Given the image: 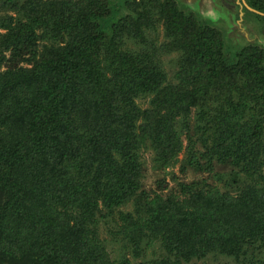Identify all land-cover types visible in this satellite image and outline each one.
I'll list each match as a JSON object with an SVG mask.
<instances>
[{
  "label": "trees",
  "instance_id": "obj_1",
  "mask_svg": "<svg viewBox=\"0 0 264 264\" xmlns=\"http://www.w3.org/2000/svg\"><path fill=\"white\" fill-rule=\"evenodd\" d=\"M149 2L0 0V10L15 14L0 19V264H111L97 228L135 200L138 211L119 216L138 251L159 248L179 262L213 255L264 264V179L223 196L183 185L187 206L176 195L162 204L139 192L147 147L158 163L172 162L185 130L190 168L248 162L246 174L264 175L262 52L251 47L226 58L215 28L173 1ZM123 7L137 17H122ZM122 41L145 54L123 53ZM159 48L176 54L180 87H162ZM242 77L262 88L255 112L252 101L248 107L217 91L227 84L234 98ZM219 96L232 103L230 115L191 126V110ZM142 97L150 99L145 109Z\"/></svg>",
  "mask_w": 264,
  "mask_h": 264
},
{
  "label": "rangeland",
  "instance_id": "obj_2",
  "mask_svg": "<svg viewBox=\"0 0 264 264\" xmlns=\"http://www.w3.org/2000/svg\"><path fill=\"white\" fill-rule=\"evenodd\" d=\"M112 3H116L118 0H111ZM130 2H134V0H129ZM141 1V0H137ZM154 6H164L166 5L168 0H149ZM173 1L178 7L179 11L184 12L185 14L193 15L195 19L201 23L214 27L218 32L222 35V44H223V56L226 58H237L236 55L240 56L244 51L252 48H257L262 52L263 62H264V27L261 26V23L252 19L250 21V16L247 17V21H242L241 19V9L238 10V3L235 6H227L219 1H215L214 4L205 2V0H170ZM149 4V5H151ZM151 5V6H152ZM238 12L240 16L238 17ZM246 13V12H245ZM14 16L10 10H0V19H5L7 17ZM122 17H130L135 16L132 11L129 9H122L120 13ZM159 34L156 39L157 46L165 43V34L164 29L159 27ZM4 32V31H1ZM149 37L154 38V32H149L147 34ZM139 46V47H138ZM122 48V52L125 54H130L131 56L142 58L143 52L142 45H136L131 42H123L120 44ZM132 49V50H131ZM158 54L155 63L161 66L163 73L166 75V81H164L162 87L165 88H176L178 85L180 87L181 81L178 80L176 74L179 70V64L175 60L176 54L166 53L164 49L158 50ZM239 61V58H238ZM259 83V80L248 79L246 77H242L239 81L240 89L236 94H234V98L230 95L229 88H224L225 86H219L217 88L218 93H224L226 91L227 97L229 101L231 99H235L240 97L245 102V105L248 106L247 102L251 104L252 101V111L255 112L256 108V100L258 98H262V88H259L257 91L254 86ZM161 87V88H162ZM258 89V88H257ZM225 97L218 98V101H212L209 98H203V103L199 107H195L191 110L190 117L191 122L190 125L194 126L195 124L206 125L207 121H212L213 118H216L218 112H225L226 116H229L233 110L232 103L223 102ZM225 100V99H224ZM240 100V99H239ZM238 102V101H237ZM150 103V99H145L142 97L138 100V104L142 108H147ZM251 106V105H250ZM249 107V106H248ZM221 109L227 110L222 111ZM259 111V110H258ZM203 113L204 115H199ZM182 132L180 142L182 148L180 152L176 154L175 159L172 162H161L158 163L156 161V152L157 150H153L150 146L147 147V151L144 152L141 163L142 166L139 170L141 171V188L139 192H144L148 194L151 199L160 198L163 200V203L176 195V200L181 199L186 203L189 202L187 197V192L183 190V185H196L198 187L204 186V191L209 189H215L218 191L219 195H235L237 194L241 188L249 187L250 185H255L259 179H264L263 176L259 175H248L245 172L244 165L248 162H244L239 167L235 168L231 164H223L217 162L212 166L213 171H208L206 168L195 169L190 168L185 162L186 158V147H187V138L189 134L186 132ZM190 137L195 140L196 148H199L203 152H206V148L204 147V141L200 140L201 135L199 133L193 132L190 134ZM200 151V152H201ZM165 153V152H164ZM204 153V152H203ZM203 163V162H202ZM250 164V163H249ZM215 167V168H214ZM251 169V168H249ZM264 172V168H263ZM264 185V182L261 186ZM178 198V199H177ZM149 207L154 206L152 204H148ZM147 205V206H148ZM160 210V204H155ZM159 205V206H158ZM138 211L137 201H131L126 206L122 207L119 212L115 214L114 218H108L105 222L102 221L99 227L97 228V242H100L103 246V250L106 253L107 259L111 264H234L233 260L227 257L221 256H213L209 255L206 260L195 259L190 262L186 261H175V255L167 256L165 250H160L156 248L155 250L152 248H146L143 246L139 251L135 249L133 245V241L127 235V230L125 225V221L120 218L119 213L124 214H134ZM130 243V244H129ZM108 261V262H109Z\"/></svg>",
  "mask_w": 264,
  "mask_h": 264
},
{
  "label": "water",
  "instance_id": "obj_3",
  "mask_svg": "<svg viewBox=\"0 0 264 264\" xmlns=\"http://www.w3.org/2000/svg\"><path fill=\"white\" fill-rule=\"evenodd\" d=\"M229 2V1H231V0H226V1H224L223 2V4L225 5V7H227L228 6V4L226 3V2ZM232 2H234V4L233 5H229V6H235L237 3V7H238V10L239 9H241L242 11H241V19H242V21H247V20H249L252 16H250V18L249 19H247V17H249V15H253V16H255L256 14H260L261 16H264V12H258V11H256L255 9H253L252 7H251V4H250V2H249V0H232ZM242 6V7H241ZM123 9H125L124 7H123ZM246 12V13H245ZM254 13H256V14H254ZM238 17L240 16V14H239V12H238ZM262 26V25H261ZM264 27V26H263ZM214 28V27H213Z\"/></svg>",
  "mask_w": 264,
  "mask_h": 264
},
{
  "label": "flooded vegetation",
  "instance_id": "obj_4",
  "mask_svg": "<svg viewBox=\"0 0 264 264\" xmlns=\"http://www.w3.org/2000/svg\"><path fill=\"white\" fill-rule=\"evenodd\" d=\"M215 1H219L220 3H223L224 1L226 0H205V2H208V3H211V4H214ZM250 4H251V7L253 9H255L256 11L258 12H264V0H249ZM228 5H233L234 2L231 1H227L226 2ZM242 7V6H241ZM256 14V13H254ZM259 15L258 17L257 16H252L250 18V21H252V19H256L258 20L262 26H264V16H261L260 14H257ZM263 34H264V31H263Z\"/></svg>",
  "mask_w": 264,
  "mask_h": 264
}]
</instances>
